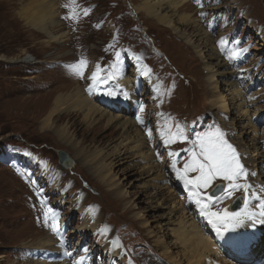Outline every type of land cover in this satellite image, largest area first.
<instances>
[{
    "label": "rangeland",
    "instance_id": "1",
    "mask_svg": "<svg viewBox=\"0 0 264 264\" xmlns=\"http://www.w3.org/2000/svg\"><path fill=\"white\" fill-rule=\"evenodd\" d=\"M200 1L205 3L202 10ZM38 3L0 0V264H74L78 256L82 264H188L183 247L172 246L175 238L160 232L168 222H173L170 228L179 229L185 215L191 223L205 222L206 233L222 250L227 243L245 247L237 251V258L222 251V259L264 264V243L251 261L244 259L250 257L247 250L264 241V216H260L264 212L260 207L264 202V0H187L179 12L199 19V32L194 33V28L175 31L147 17L139 10L143 0H58L59 25L52 29L56 40L20 15L26 9L36 10ZM27 55L32 62L22 61ZM80 60L87 62L85 78L70 67ZM217 60L226 64L216 65ZM97 65L101 76L116 72L109 82L113 89L138 74L136 96L128 106L131 115L141 113L144 124L139 122L138 128L146 142L141 151L128 154L132 158L121 160L119 167L107 165L112 160L109 153L121 141V130L107 123L108 116L96 123L97 133L85 136L82 130L88 122L82 115L77 118L81 131L76 135L74 127L70 128L76 117L72 119L69 111L55 115L52 121L54 128L67 126L70 138L41 129L44 107L50 108L58 95L66 97L77 86L102 109L127 114L122 97L121 101L111 98L119 100L118 104L112 100L108 105L104 104L108 96L86 90V78ZM141 68L145 72L150 68L151 73L144 76ZM215 70L230 72L225 78L232 81L243 77L239 82L249 104L245 109L250 125L241 115L236 120L238 112L230 114L216 107L217 95L227 91L222 75L211 77ZM65 106L70 109L72 102ZM177 127L184 137L165 143ZM217 128L225 133L246 170L238 182L252 186L250 203L240 209L255 213L235 228H221L227 237L207 224L195 203L196 190L180 179L191 159L189 149L199 151L193 141ZM100 149L101 155L94 157ZM60 150L73 160L70 167L60 163ZM146 151L155 152L161 167L140 179L150 162L144 159L147 156H138ZM163 173L170 189L159 177ZM196 175L187 173L189 179ZM142 182L161 184L164 197L153 198L158 189L143 187ZM218 183L228 182L218 178L208 189H201V194L210 193ZM244 195L240 189L209 210L230 211L232 198L243 199ZM161 202L164 206L160 208ZM176 204L180 208L173 211ZM53 222L58 233L52 231ZM220 261L212 264L224 263Z\"/></svg>",
    "mask_w": 264,
    "mask_h": 264
},
{
    "label": "bare ground",
    "instance_id": "2",
    "mask_svg": "<svg viewBox=\"0 0 264 264\" xmlns=\"http://www.w3.org/2000/svg\"><path fill=\"white\" fill-rule=\"evenodd\" d=\"M36 2H37V0H36ZM198 3L200 5L199 6L200 10H202L205 3L203 1H200ZM186 4H187V0H143V4L140 5L139 10L143 11V13H145V15L147 17L154 19L155 21H157L161 24L167 25V26L173 28L175 31L178 30L180 27H184L185 31L187 30V28L191 27V28H194L193 33L199 32V30H198L199 19L197 17H194L191 13H188L185 11L183 13L179 12V11H182L184 9V6ZM58 14H59L58 0H39V3H38L36 10L26 9L20 15H21V17L24 18V20L26 22H30V24H32L33 26H35L39 30L46 32L50 36V40H56L58 37L55 36L54 34H52V29L59 25V22L57 21ZM193 36L195 37L196 35L193 34ZM204 48H206V46H203L202 49H204ZM208 50H210V48H208ZM22 61L32 62V60L30 59V57L28 55L24 59H22ZM217 62H218V60H217ZM224 64H226V62H223L222 60L220 62L216 63V65H224ZM227 73H230V72H228V71L216 72V70H215V72L211 76L212 78H214L215 75H218V74L222 75V77H221V78H223L222 81H224V84L226 85L224 90L227 91V94H225V95H222V93L219 91L221 94L217 95L214 103H215L216 107H222V108L226 109L228 111V113H230V114H232V113L234 114L235 112H238V114H236V116H238L236 118V120L239 119V116L241 115V117H240L241 120L244 119L245 121H248L247 125H250L251 119L248 116L247 109H245L246 106H248L249 104H248V101H246L244 99V94H243L244 90L241 87V82H239L240 81L239 78L241 79L243 77L239 76V78L237 77L234 81H232L231 78H228V79L225 78L228 75ZM137 75L138 74L136 73L134 75L133 79L128 78L130 81H128V79L127 80L123 79L122 81H120L117 84V87L119 89L122 88V89H124V92L129 94V98H123L122 97L124 99L123 103L124 104L127 103V106H125V107H127L125 109V112L127 114H117L116 115L114 113H111V111H107V110L102 109L100 106L93 103L91 99L84 96L83 92H82L83 89L80 88L79 86H77L75 91L73 93L68 94L66 97L64 95H58L55 98V100L53 101L50 108L49 107L47 108V106L44 107L45 116L41 120V129L42 130L52 129V130H54V132L59 137L65 139L69 135V138H70L71 135H70V133H68V127L67 126H64L63 128H54L53 121H52V119L55 115L61 114L62 112H65V111H69L68 113L71 114L72 119L74 117H76L74 119V121H72V124L70 125V128L74 127L75 131H77L76 135H78L79 131H81V128H79L77 118L82 115V119L85 122H88V125L85 128H83V130H82L83 131L82 135L85 136L86 133L87 134L97 133L99 127L97 126L96 123L98 121L102 120L104 118V116H108L107 123L111 126L117 125L118 128L121 130V133L119 136V139L121 141L109 153V155H111L110 157H112V160L107 165L108 166L110 165L111 168L116 166V165H117V167H119V165L121 164V160L129 159L132 155L128 156V154H130L134 151H138V150L141 151V146H143V144L146 142V137L144 135L142 136V134L139 132V128H138L139 121L136 118L138 115H141V113H138L137 116L131 115V114H133V113H131L132 109L129 108V106H128V105L132 106V101L134 100V98L136 96L135 95L136 93L134 94V91L136 90V88H138L137 84L139 81ZM218 81L219 80H217L216 84L214 85V88L216 90L218 89V84H217V83H219ZM68 101L72 102V106L70 109H67L66 108L67 106H65V104ZM112 104L114 105L116 103L112 102ZM227 105H230L231 107L227 106ZM123 112H124V110H123ZM231 120L234 121V118H231ZM135 142L139 143V144L136 145ZM261 143H264V142H261ZM74 144L75 143H73V145ZM101 144H104V137L101 141ZM254 144L257 145V143H255V142H254ZM141 153L142 154L138 157L147 156L144 159L146 161H149L150 163L148 166H145L143 168V170L140 172V174H141L140 179H147L150 177V175L153 174V173L150 174V172L152 170L153 171L157 170L161 166H160V163L158 162L159 160L156 158L155 152L146 151V152H141ZM100 155H101V149L97 150L94 153V157H98ZM103 157H104V154H103ZM114 160H115V162L113 163ZM72 163H73V160L71 158H69L68 161L65 163L64 167H70ZM100 177L103 179V181L106 179L104 177V172L101 173ZM159 177H161L162 181H164V186H166L167 188L170 189L171 188L170 182L166 178V175H164V173H163ZM167 177H168V175H167ZM147 181H149V179ZM172 181H174V180H172ZM146 182H142L141 185L143 187L150 185V186H153L154 188L158 189L152 195L153 198L159 200L160 198L164 197L165 193L160 188L162 186L161 184H158L156 182H153V183H146ZM218 184H220V183H218ZM221 184H223V183H221ZM120 193L121 192H118L117 194L119 195ZM117 194H116V196H117ZM262 194L264 197V189H263ZM158 196H159V198H158ZM168 197H170V196H168ZM168 197H165L164 200L167 199L170 201V199H172V198L168 199ZM236 198H242V196H236V197L232 198V200L234 201ZM232 202L229 204V208H230ZM172 203H175V202H172ZM163 206H164L163 202L159 203L160 208ZM243 206H244V201H242V204H241V207H243ZM179 208H178V204H176V206H174L173 211L175 209L177 210ZM229 210L234 211L231 208ZM236 212H238V210ZM185 216H182V218L180 220L182 224H180L179 229L170 228L169 226L171 224H173V222H168L167 224H164V226H161L160 232L162 234L164 233L162 236L169 234L170 235L169 237H173V239L175 238V240L171 241L172 246L183 247V250L185 251L184 252L185 256L187 257L186 260H188L187 261L188 264H212V262L215 260H221L220 262H224L225 264H236L233 261L227 260L226 257H224L225 259L224 258L222 259L221 258V252L224 251L227 254L230 253L229 255H234V257L237 258L238 257L236 255V254H238L237 251L243 250L245 248L244 246H242L240 243L237 245L235 243H233L232 246H231V244L227 243V244H224L225 247H223V250H222V248H220L222 246L217 244L216 241L213 240L214 238L212 239L209 236V234L206 233V231H208L209 227L206 225L205 222H204L205 224L202 223L201 221H199L198 224L196 222L191 223V222H189V220H185L186 219ZM177 222H179V221H177ZM168 224H169V226H168ZM207 224L210 227H212V230H214L212 224H210L208 222H207ZM177 225H179V223ZM86 227H89V226L86 225L85 228ZM184 228H185V230H184ZM165 231H167V232H165ZM169 232H171V233H169ZM261 239H262V237L257 238V240H261ZM180 243H181V245H180ZM263 243H264V241H260L259 243L254 244L253 248L246 251L247 256H250V257H245L244 259L248 260L247 262L251 261L252 257L255 256L256 253L258 252V249H259L258 246H261ZM235 247L237 248V250H235L236 249ZM229 248H231V249H229ZM231 250H233V252ZM69 256H70V254H69ZM76 259H77L76 261L74 260V262H75L74 264H82L83 263L82 258H79V256L76 257ZM77 261H78V263H76ZM38 264H45V262H40ZM62 264H69V263H65V261H63Z\"/></svg>",
    "mask_w": 264,
    "mask_h": 264
},
{
    "label": "snow or ice",
    "instance_id": "3",
    "mask_svg": "<svg viewBox=\"0 0 264 264\" xmlns=\"http://www.w3.org/2000/svg\"><path fill=\"white\" fill-rule=\"evenodd\" d=\"M72 3H75V0H72ZM87 14L88 10H85V15ZM72 18L75 19L76 17L73 16ZM223 43L224 41L221 40L220 44L222 45ZM86 65V61L80 60L77 64L70 67L79 78H85L83 69ZM113 67L115 68V65ZM140 71L143 75L151 73L150 68L147 69V72L143 68ZM99 73L100 66L97 65V70L86 78L89 81L87 91L93 94L98 92L115 99L121 97L129 98V94L124 92L123 89H113L111 87L109 82L116 77L115 71L105 76H101ZM140 111H143V106H141ZM136 118L142 125L144 124L143 119L139 115ZM176 137H184V131L179 127L174 133L169 135L165 143L173 142ZM224 137L225 133L218 128L215 132L198 136L193 141V148L198 146L199 151L189 149L191 153L190 162L185 165L183 174L180 175V179L184 180L186 185H191L196 190L193 192L196 197L195 203L200 206V212L208 219V223L216 227L217 231L221 228H235L243 224L252 215H255V213L246 212L245 209H241L239 212H230L228 209H224L222 212L209 210L212 206L231 197L234 192L240 189H244L245 192L243 197L245 205L250 203L249 190L252 186L238 182L241 177L247 175L246 170L241 164L235 148ZM169 155H175V153H169ZM188 172H195L197 175L195 178L189 179L187 176ZM218 178L222 181H227V185L217 184L210 193L202 195L200 190L208 189ZM260 207L264 208V202L260 204ZM260 216H264V212H261ZM52 231L55 233L59 232V227L55 222L52 224Z\"/></svg>",
    "mask_w": 264,
    "mask_h": 264
},
{
    "label": "water",
    "instance_id": "4",
    "mask_svg": "<svg viewBox=\"0 0 264 264\" xmlns=\"http://www.w3.org/2000/svg\"><path fill=\"white\" fill-rule=\"evenodd\" d=\"M59 157H60V163L62 165H65V163L68 161V159L70 158V156L68 155V153L64 150H60L59 151ZM221 184V183H220ZM224 185V184H223ZM216 186V185H215ZM214 186V187H215ZM232 206L235 205V207L233 209H238L241 205V200H236L233 201V203L231 204Z\"/></svg>",
    "mask_w": 264,
    "mask_h": 264
}]
</instances>
